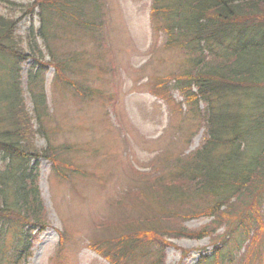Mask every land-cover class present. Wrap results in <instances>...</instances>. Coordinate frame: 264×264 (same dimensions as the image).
Returning <instances> with one entry per match:
<instances>
[{
    "label": "trees",
    "instance_id": "16d2710c",
    "mask_svg": "<svg viewBox=\"0 0 264 264\" xmlns=\"http://www.w3.org/2000/svg\"><path fill=\"white\" fill-rule=\"evenodd\" d=\"M31 1L39 9V37L46 45L61 37H78L79 30L97 44L103 39L99 38L105 11L101 0ZM152 8L155 25L165 33L166 47L176 48L183 57L182 73L174 79L189 105L182 119L191 121V129L197 123L204 131L198 147L185 155H178L181 143L174 142L170 168L166 159L155 161L153 170L132 174L133 191H126L117 203L123 209L132 208L122 212L124 220L118 226L112 224L117 236L103 244L97 239L90 244L112 264L148 258V264L159 262V256H153L164 249L159 232L190 237L206 232L152 224H165L166 217L210 216L216 223L220 208L229 209L235 200L260 203L264 208V0H154ZM16 27L17 21L0 14V264H27L36 235L49 226L38 187L39 161L50 160L60 177L67 178L60 165V154L67 147L40 149L33 142L34 133L47 136L44 122L50 114L43 89L44 69L38 60V69L27 84L31 115L20 84V64L37 60L38 54L25 53ZM60 53V60L50 65L58 74L62 72L61 81L68 74L73 77L81 59L74 49L50 56L56 58ZM73 54L78 59L71 65ZM99 69L109 74L103 65ZM69 86L75 94L81 90L75 82ZM82 88V101L100 95L96 89ZM33 120L38 129L32 128ZM240 213L236 219L243 226L239 233L244 234L242 217L252 225L254 216L244 209ZM156 241L161 250L155 247ZM109 246L116 248L115 255L112 250L105 252ZM213 250L212 257L202 254L195 264H220L222 251Z\"/></svg>",
    "mask_w": 264,
    "mask_h": 264
},
{
    "label": "rangeland",
    "instance_id": "374dc122",
    "mask_svg": "<svg viewBox=\"0 0 264 264\" xmlns=\"http://www.w3.org/2000/svg\"><path fill=\"white\" fill-rule=\"evenodd\" d=\"M9 1L14 4L0 2V14L17 21L16 34L25 53L38 54L37 60L20 64V84L31 115L33 104L27 84L38 69V60L44 69L43 89L50 114L44 122L47 136L34 133L33 142L40 149H49V145L60 149L62 144L67 147L60 154L67 178L60 177L50 160L39 161L38 187L49 226L36 235L27 264H112L90 244L97 240L103 244L117 236L113 225L118 226L124 220L122 212L132 208L117 205L126 191H133L132 174L153 170L155 161L163 163L166 159L170 168L174 142L181 143L178 155H185L202 140L204 128L192 123L191 129V121L182 119L189 105L174 79L182 73L183 57L176 48L166 47L165 33L152 16L154 0H101L105 11L100 43L79 30L78 37H61L47 45L39 37L42 26L36 4L31 0ZM71 49L77 50L81 61L73 77L68 74L60 81L62 72L58 74L50 64L60 60L61 53L56 58L50 53ZM70 56L73 65L78 58ZM100 65L108 69V75ZM73 69L71 66V73ZM61 82L68 86L62 87ZM71 82L81 88L77 95L70 89ZM82 87L96 89L99 97L84 96L82 101ZM32 123V128L38 129L35 120ZM242 209L254 216L252 225L242 217L244 234L239 233L243 226L236 219ZM219 212L216 223L210 216L183 220L166 217L165 224L152 223L156 227L206 231L196 237L159 232L164 249L157 246L158 241L154 243L161 250L153 254L160 258L156 264H195L202 254L212 257L213 248L223 253L220 264H264L263 206L235 200L229 209L221 207ZM128 213L134 215L132 210ZM109 250L115 255V247L109 246L105 252ZM148 260L132 264H148Z\"/></svg>",
    "mask_w": 264,
    "mask_h": 264
}]
</instances>
